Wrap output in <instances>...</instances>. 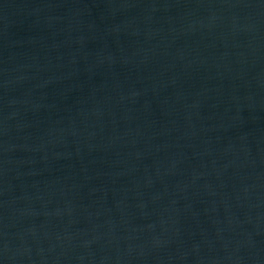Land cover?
I'll return each mask as SVG.
<instances>
[{
	"label": "water",
	"instance_id": "water-1",
	"mask_svg": "<svg viewBox=\"0 0 264 264\" xmlns=\"http://www.w3.org/2000/svg\"><path fill=\"white\" fill-rule=\"evenodd\" d=\"M0 264H264V0H0Z\"/></svg>",
	"mask_w": 264,
	"mask_h": 264
}]
</instances>
